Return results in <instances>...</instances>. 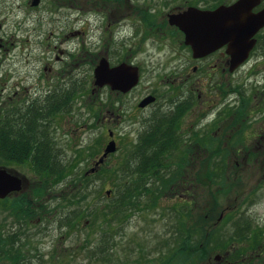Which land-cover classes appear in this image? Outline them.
I'll use <instances>...</instances> for the list:
<instances>
[{
  "label": "rangeland",
  "instance_id": "374dc122",
  "mask_svg": "<svg viewBox=\"0 0 264 264\" xmlns=\"http://www.w3.org/2000/svg\"><path fill=\"white\" fill-rule=\"evenodd\" d=\"M146 1L154 0L107 2V8H100L99 0H89V3L87 0H42L38 6H32V0H0V102L18 106L23 100L30 99L37 103L33 99L53 91L57 82L62 80L58 70L63 68L64 59H67L65 52L74 53L73 58L80 62L75 66L77 74L84 72L86 57L93 60L94 69L100 58L107 56V48L114 50V46L120 45L126 48L121 60L128 55L130 46L135 47L134 62L141 73L140 97L147 90H159L162 94L168 91L171 83L168 85L166 79L179 57H170L168 50L174 47L186 55L188 50L184 48L185 44L177 41L163 40L161 45L166 43L167 46L157 47L144 38L126 39L132 30V22L139 21V16H129L130 6L134 4L141 16ZM232 1L225 0L219 4ZM88 14L90 18L86 19ZM59 17L68 19L69 24H65L66 20L60 24L54 19ZM57 26H65L66 29L59 31ZM79 29L82 31L80 35L68 34ZM117 30L121 32L119 35ZM257 37L259 41L264 39V29ZM134 42H139V46ZM58 55L64 59L56 60ZM220 56L223 59L224 52H220ZM112 60L117 61V57L113 56ZM45 66L49 67L46 69ZM222 67L221 62L213 80L203 79L205 72L198 85L204 98L215 100L208 115L212 119L210 122L216 120L223 108H234L229 116L216 121V126L209 132L211 140L208 143H213V146L192 148L187 143L170 153L168 162L175 176L171 179L174 182L163 188L162 181H152L156 195L143 194L138 207L127 209L120 213V217L108 214V208L119 192L126 189V178L130 179L127 167L135 169L139 165L136 158L128 160L136 148L142 125L145 130L149 122H135V116L129 111L120 121L110 120L103 124L102 116H109L110 112L106 111L118 102L115 92L110 89L76 98L72 114L76 119V129L69 128L64 115L59 114L55 134L63 147L62 161H68L72 166L71 181L64 180L46 187L43 196L37 198L34 191L41 187L42 181L35 176L30 164L11 163L8 168L24 178L23 191L29 194V199L33 198L30 208L34 214L24 218L25 209L19 206L21 200L18 199L23 191L7 197L8 202L0 201V235L9 238L13 232L18 234L22 224L20 231L24 234L20 233L21 240L15 246L17 249L25 247L22 249L28 258L25 264L29 260L36 264H264V50L258 42L250 59L233 73L227 67L224 72ZM176 79L179 80L178 77ZM229 83L231 87L238 86L246 96H251L246 110L240 108L237 92L225 95ZM150 86L151 89H147ZM211 86H214L212 92L209 90ZM41 105L45 107L44 102ZM140 115H145V112ZM112 139L117 140V150L97 166ZM219 148L221 154L213 153ZM184 160L192 162V169L188 171L190 179L197 164L203 172L201 177L205 181L197 189L200 199L193 197L194 200L190 201L186 197L183 182L186 172L180 170ZM92 168L99 172L97 176H92L95 173ZM207 169L216 171L211 184L205 179ZM84 173L90 174L86 182L88 196L71 209L74 212L84 209L85 212L76 225L68 228L66 224L59 223L68 207H63L66 204L63 195L73 185L75 187V177ZM132 176L138 179L135 172ZM165 177H168L166 173L163 181ZM106 190H111V193ZM183 198L191 202L187 214L182 212ZM211 211L213 218L207 217L211 216ZM235 219L246 220L250 237L225 242L228 249L210 245L202 263H191L179 255L180 252L173 253L172 248L181 244L175 240L179 226L192 231L193 238L203 225L215 227L220 231L219 238L223 239L224 233L228 232V236L233 233ZM25 239L30 244L21 245ZM12 241H17V237L11 238ZM182 242L185 247L189 246ZM94 248L97 253L91 256ZM0 264H11V261L0 255Z\"/></svg>",
  "mask_w": 264,
  "mask_h": 264
},
{
  "label": "flooded vegetation",
  "instance_id": "af4514ba",
  "mask_svg": "<svg viewBox=\"0 0 264 264\" xmlns=\"http://www.w3.org/2000/svg\"><path fill=\"white\" fill-rule=\"evenodd\" d=\"M177 1L179 0L146 1V3L143 5V13L141 16L137 11L138 8H136L134 4L130 6L129 16H139V23L132 22L130 26L132 30L128 32L126 39L135 41L139 38H144L145 40L150 41V44L157 47L167 46L166 43L161 45V41L163 40L165 42L177 41L179 42V44H185V33L177 25H173L170 23V14L181 13L187 10L189 7H196L199 9H215L219 5H221L219 4V0H186L182 3H176ZM234 1L235 0H233L232 2ZM99 2L101 3L100 8H105L107 2L118 3L122 2V0H99ZM87 3H89V0H87ZM96 5H99V3H96ZM263 7L264 0H261V4L254 10L258 11ZM89 18L90 14H88V17H86V19ZM54 19L59 20L58 22L60 24H62L61 21L66 20V18L61 17ZM66 21L67 22H65V24H69L68 19ZM64 29H66L65 26H57L56 30L60 31ZM263 29H261L256 34L257 44L259 42V38L257 37V35L260 34ZM117 32V35L121 33L118 30ZM73 33H77V35H80L82 34V31L81 29H79L76 30V32L70 31V33L68 34H72L73 36ZM68 34L66 35L68 36ZM137 43L139 46V42H134V45H137ZM184 48L186 49V51L188 50V55L182 53L181 51H178L174 47H171V49L168 50V52H170V57L174 56V58H176L179 56L176 63L173 65V67H171L168 78L166 79L168 81V85L171 83L168 87L169 90L164 92L163 94L159 90H147L146 93L142 94L141 97L139 95V83L129 91L123 92L112 90L108 85L98 87L94 82L95 69L102 59H107L111 67L123 63L139 67L134 62V60H136V53L135 47H133V45L130 46V49H128V55L126 56V58L122 60L121 58L122 56H124V49H126L125 46H114V50L111 47L107 48V56L101 57L94 69L92 67L93 60L91 61L90 57H86L83 61L86 65L84 72L81 73L79 71L77 73L78 75L76 74L77 70L75 66H78L80 62L73 58L75 57V54L65 52V57L67 59H64L63 57L61 58L58 55L56 60L62 61L64 59L63 68L61 70H58V73L62 76V80L60 82H57L53 91H49L48 93H46V95H41V97L33 99L37 101L36 104L40 108L38 110H41V114H38V121L36 122L39 136V138L37 139L38 143L36 145V148H63L61 147V145H59L60 142L55 134L56 122L59 118V114L64 115V119L67 121L69 128L76 129V124L74 122L76 119L75 116L72 115L75 108L76 98L84 97L86 93H102L106 89H110L112 92H115V95L118 97V102L116 106L110 105L111 107H109L106 111L110 112L109 116H102L103 120L101 122L103 124H106L105 122L110 120L118 122L123 119V117L126 116L129 111L131 115L135 116V122H149V126L145 130L142 125V128L138 135L139 140L136 141V148L138 150L136 158L138 159V164L140 163L141 149L146 143V135L148 133L154 132V134L159 133L164 135L165 145L162 148H180L182 145L186 146L187 143H190V146L192 148H211L213 146V143H208V141L211 140L209 132L216 126V121H222L224 116L230 115V108H227L228 110H226V108L220 110L215 118L216 120L214 122H210V120L212 119H210L208 115L210 113L209 111L214 108L215 100H212L211 98H204V96H202V94L199 92L198 85L202 81V75L205 72L206 75L203 76V79L207 78L213 80L214 72L218 70L219 64L221 62L223 63L222 68L224 72L226 71V67L230 73H233L236 70L233 72L229 70V56L225 51V47L199 58H195L193 56L192 48L189 45L185 44ZM253 50L251 51L248 60L250 59ZM220 52H224L223 59L220 56ZM113 56L117 57V61L112 60ZM45 67L47 69L49 66ZM176 77H178L179 80H177ZM213 87H209L210 92L213 91ZM231 88L232 87L229 83L225 92L230 91ZM147 89H151V86L147 87ZM230 93L231 92H228L225 95H229ZM149 95L155 96V101L149 103L145 107H140V102ZM209 97L211 96L209 95ZM28 102L33 101L30 99H25L22 101L21 107L23 109H27ZM41 102L45 103V107L41 105ZM6 104L10 105V103L8 104V102H6ZM52 109H55L57 113L53 115L49 114V110ZM59 110L61 112H59ZM147 110H149V113L147 112ZM141 112H145V115H140ZM24 115L27 114L24 113ZM115 141L117 144L116 139ZM148 146L150 145L148 144ZM191 164L192 162L190 160H184L182 165L180 166V170L183 171L184 169V171L186 172V174L183 175V177H185V180H183V182L184 189L187 191L186 197L189 198L190 201L201 198V196L197 192V189L201 187L205 181H203V178L201 177L203 172H200V166L198 164L196 166L198 169L195 168L192 175L193 178L190 179V177L188 176V171H191L192 169L190 166ZM139 165L137 166L138 168ZM163 172L164 175L166 173V176L169 177H165V181L175 178V176H173V171H171L169 162H166ZM205 173L207 175V178L205 179L208 180L209 184H211V181H214V175L216 174V171H209V169H207ZM72 184L70 185L72 186ZM24 192L25 191H23L22 193L24 194ZM187 198L181 199L184 201H182L184 203L182 208L183 214H187L191 209V202ZM210 213L211 216H213V211H211ZM202 262L203 261H201V263ZM205 264H207V262Z\"/></svg>",
  "mask_w": 264,
  "mask_h": 264
},
{
  "label": "trees",
  "instance_id": "16d2710c",
  "mask_svg": "<svg viewBox=\"0 0 264 264\" xmlns=\"http://www.w3.org/2000/svg\"><path fill=\"white\" fill-rule=\"evenodd\" d=\"M225 0H220L224 2ZM260 46L264 50V39L259 41ZM235 91L240 95V104L241 107L245 109L247 105L251 102V96H246L242 90L237 86L232 87L230 91ZM228 92H225L226 94ZM6 104V103H5ZM11 105V103H10ZM4 105L3 102H0V164L1 166L8 167L11 163H29L35 176L39 177L42 181L40 184L41 187L36 188L34 193L37 194V198L43 196L46 187L52 185H58L62 183L64 180L71 181L72 170L70 164L62 161V150L61 148H36L38 136V129L36 122L38 121V114L41 110H38L36 102H28V108L23 109L21 104L16 105ZM239 107V106H237ZM236 107V109H238ZM239 108V109H240ZM234 109V108H232ZM232 109H229V113H232ZM246 110V109H245ZM59 112H61L59 110ZM26 113L27 115H24ZM49 114H56L57 111L55 109L49 110ZM41 114V113H40ZM148 144L150 146H148ZM165 145L164 143V135L156 133H148L146 135V143L144 147L141 149V157H140V165L139 168L135 169L132 166L127 167V181H125L126 189L124 191L119 192V196L115 198L112 206L108 208V214L116 217L120 213L125 212L127 209L132 207H138L140 203V198L143 194H155V189L152 187V181L158 182L162 181V187L170 185L173 183V180L163 181L164 180V172L166 162H168V157L170 153H173L177 148H162ZM221 149H217L213 151V153L219 155L221 154ZM230 153V151L228 150ZM138 150L137 148L133 149L130 153V157L128 161L135 159L137 157ZM137 159V158H136ZM71 172V173H70ZM136 173L138 176L134 178L132 176L133 173ZM99 172H95L92 176H97ZM90 175V174H89ZM87 174L77 175V178L74 182L75 187L73 185L72 189L69 188L66 191V194L63 195L64 204L67 207V211L63 216L60 217L59 223L60 225L66 224L69 227L77 224V220L82 218L85 210L81 209L80 211L72 210L71 208L74 205H79L81 201L87 198L88 196V184L86 182L87 179H90V176ZM132 176V177H129ZM134 178V179H132ZM80 179V181H79ZM153 179V180H152ZM79 181L76 183V181ZM150 183V184H149ZM71 185L69 184V187ZM157 189V188H156ZM111 191V190H106ZM111 193V192H110ZM159 193H162L160 191ZM18 199L21 200L19 206L25 209L24 218L32 217L34 211L30 208V204H32V199H29V194L24 193ZM9 198H5L0 201H7ZM8 202V201H7ZM12 200L10 204H12ZM22 203V204H21ZM19 207V208H20ZM65 209V208H64ZM63 210V209H62ZM105 214H107L105 212ZM73 216V217H72ZM213 218V216H207ZM205 217V220L206 218ZM246 219V218H245ZM234 220L235 229L233 233L228 236V232L224 233L223 239L219 238V232L215 227H203L198 229V232L194 234L193 232L187 231L181 226L178 227V231L176 232L175 240L181 241V244L177 246V248H172L173 253L180 252L179 255L186 257V260L189 262L201 263L205 259L208 248L210 245L214 247H224V249H228L225 246V242L229 240H244L247 239L250 234V227L245 225L246 220ZM207 222V221H206ZM184 222L182 223L183 226ZM23 228L22 224L19 226L18 234L13 232V235H9L10 237H4L0 235V255H2L7 260L11 261V264H25L26 260L28 261L26 251L22 250L24 248L18 247L16 248V242L19 243L21 240L20 231ZM174 236V237H175ZM199 238L197 239V237ZM17 237V241H12L11 238L15 239ZM19 238V239H18ZM27 239V238H26ZM24 240L21 245L24 246L29 243V240ZM193 240L195 241L193 243ZM182 241H185V244L189 245L185 247ZM26 242V243H25ZM212 242H214L212 244ZM30 244V243H29ZM191 244H195L191 246ZM96 248L92 249V255L97 253ZM39 257V256H38ZM37 258V257H35ZM34 258V259H35ZM36 264L33 261L27 262L26 264Z\"/></svg>",
  "mask_w": 264,
  "mask_h": 264
},
{
  "label": "water",
  "instance_id": "95a60500",
  "mask_svg": "<svg viewBox=\"0 0 264 264\" xmlns=\"http://www.w3.org/2000/svg\"><path fill=\"white\" fill-rule=\"evenodd\" d=\"M40 2L32 0L31 5L38 6ZM260 4L261 0H236L215 9L189 7L181 13L170 14L169 21L185 33V44L192 48L195 58L225 47L229 56V70L233 72L249 58L257 44L256 34L264 28V7L254 10ZM139 79V67L125 63L111 67L107 59H102L95 69L94 82L98 87L108 85L112 90L127 92L139 83ZM153 101L155 96L149 95L139 105L145 107ZM116 150V141L112 139L96 165ZM95 169L91 171L95 172ZM23 183L22 176L8 167L0 166V199L21 192Z\"/></svg>",
  "mask_w": 264,
  "mask_h": 264
}]
</instances>
